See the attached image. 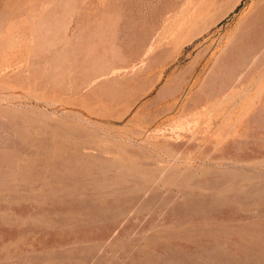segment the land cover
Here are the masks:
<instances>
[{
	"label": "rangeland",
	"instance_id": "374dc122",
	"mask_svg": "<svg viewBox=\"0 0 264 264\" xmlns=\"http://www.w3.org/2000/svg\"><path fill=\"white\" fill-rule=\"evenodd\" d=\"M0 264H264V0H0Z\"/></svg>",
	"mask_w": 264,
	"mask_h": 264
}]
</instances>
